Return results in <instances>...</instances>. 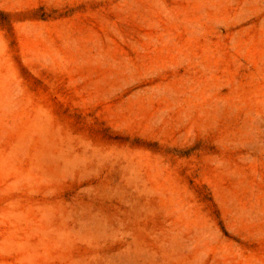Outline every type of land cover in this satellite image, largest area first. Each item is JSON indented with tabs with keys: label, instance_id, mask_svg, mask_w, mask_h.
<instances>
[{
	"label": "rangeland",
	"instance_id": "rangeland-1",
	"mask_svg": "<svg viewBox=\"0 0 264 264\" xmlns=\"http://www.w3.org/2000/svg\"><path fill=\"white\" fill-rule=\"evenodd\" d=\"M0 264H264V0H0Z\"/></svg>",
	"mask_w": 264,
	"mask_h": 264
}]
</instances>
